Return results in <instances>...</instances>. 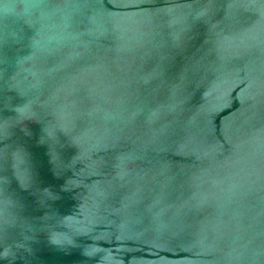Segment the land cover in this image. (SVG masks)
I'll return each instance as SVG.
<instances>
[{"label": "water", "instance_id": "1", "mask_svg": "<svg viewBox=\"0 0 264 264\" xmlns=\"http://www.w3.org/2000/svg\"><path fill=\"white\" fill-rule=\"evenodd\" d=\"M0 264H264V0H0Z\"/></svg>", "mask_w": 264, "mask_h": 264}]
</instances>
